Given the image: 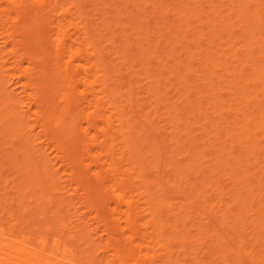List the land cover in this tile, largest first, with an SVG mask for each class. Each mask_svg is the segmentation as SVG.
I'll list each match as a JSON object with an SVG mask.
<instances>
[{"label": "bare ground", "instance_id": "6f19581e", "mask_svg": "<svg viewBox=\"0 0 264 264\" xmlns=\"http://www.w3.org/2000/svg\"><path fill=\"white\" fill-rule=\"evenodd\" d=\"M0 264H264V0H0Z\"/></svg>", "mask_w": 264, "mask_h": 264}, {"label": "rangeland", "instance_id": "374dc122", "mask_svg": "<svg viewBox=\"0 0 264 264\" xmlns=\"http://www.w3.org/2000/svg\"><path fill=\"white\" fill-rule=\"evenodd\" d=\"M5 204L7 205V204H8V201H5ZM39 212H41V211L39 210ZM30 217H31V216H30ZM39 217H42V215L40 214V215H35L34 217H32V218L29 220V221H31L29 227H32L33 225H34V226H37L38 224H40L42 221H41V219H40ZM38 226H39V225H38ZM72 244H73L74 246L78 247L79 250L83 248V247H79L78 244L75 243V242H73Z\"/></svg>", "mask_w": 264, "mask_h": 264}]
</instances>
